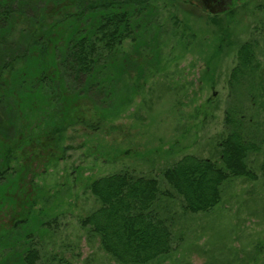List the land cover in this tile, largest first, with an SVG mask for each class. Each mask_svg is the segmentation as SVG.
<instances>
[{
    "label": "trees",
    "instance_id": "1",
    "mask_svg": "<svg viewBox=\"0 0 264 264\" xmlns=\"http://www.w3.org/2000/svg\"><path fill=\"white\" fill-rule=\"evenodd\" d=\"M160 1L0 0V185L14 176L17 190L26 191L32 162L53 163L72 125L95 127L92 121L120 116L151 73L164 68ZM186 27L183 37L192 28ZM257 45L237 46L228 85L240 99L226 110L218 159L189 152L158 175L127 167L90 181L99 205L80 223L112 259L151 264L170 255L179 220L172 201L180 200L185 213L210 212L227 181L264 176L263 128L244 107L248 99L250 107L264 108ZM256 154L263 156L257 167ZM16 194L11 208L20 204L23 211L11 229L0 227V264H52L56 257L43 261L40 252L43 235L25 232L37 201L27 192L20 202ZM54 220L40 226L49 232Z\"/></svg>",
    "mask_w": 264,
    "mask_h": 264
},
{
    "label": "rangeland",
    "instance_id": "2",
    "mask_svg": "<svg viewBox=\"0 0 264 264\" xmlns=\"http://www.w3.org/2000/svg\"><path fill=\"white\" fill-rule=\"evenodd\" d=\"M210 2L161 0L164 68L151 73L120 116L92 121L95 127L72 125L53 163L45 167L40 160L32 162L31 173L23 178L26 191L17 190L14 176L0 185V227L11 229L23 211L20 204L11 208L16 193L20 202L27 192L37 201L24 220L25 232L43 235L38 238L43 261L53 256L52 264H121L80 223L99 205L88 188L91 180L127 167L158 175L189 152L219 158V141L227 132L226 110L233 98L240 99L228 85L239 43L258 42L259 73L264 74V0H235L230 10L218 7L212 12ZM187 25L192 28L183 37ZM125 48L131 44L126 42ZM260 105L250 107L244 100L245 110L255 114L264 132ZM262 157H253L256 167ZM171 205L179 218L176 248L151 264H264L261 172L257 180L227 181L222 202L210 212L185 213L180 200ZM54 218L46 232L41 221Z\"/></svg>",
    "mask_w": 264,
    "mask_h": 264
},
{
    "label": "flooded vegetation",
    "instance_id": "3",
    "mask_svg": "<svg viewBox=\"0 0 264 264\" xmlns=\"http://www.w3.org/2000/svg\"><path fill=\"white\" fill-rule=\"evenodd\" d=\"M202 1H204V0H197V3L202 2ZM233 1H235V0H211V2L207 4V6H209V9L212 11L217 10L218 7H220V8H228L229 7V10H230V7L232 6Z\"/></svg>",
    "mask_w": 264,
    "mask_h": 264
}]
</instances>
